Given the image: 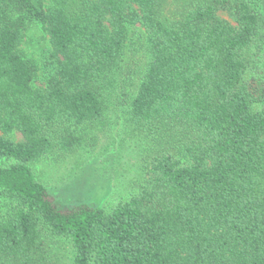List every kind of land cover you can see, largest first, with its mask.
Wrapping results in <instances>:
<instances>
[{
    "label": "trees",
    "instance_id": "obj_1",
    "mask_svg": "<svg viewBox=\"0 0 264 264\" xmlns=\"http://www.w3.org/2000/svg\"><path fill=\"white\" fill-rule=\"evenodd\" d=\"M261 5L0 0V264H54L46 239L69 242V264H264ZM29 22L52 46L40 87L18 48ZM134 24L146 64L127 116L179 136L176 152L152 157L146 183L108 210L57 203L31 165L76 149L81 129L105 118Z\"/></svg>",
    "mask_w": 264,
    "mask_h": 264
},
{
    "label": "rangeland",
    "instance_id": "obj_2",
    "mask_svg": "<svg viewBox=\"0 0 264 264\" xmlns=\"http://www.w3.org/2000/svg\"><path fill=\"white\" fill-rule=\"evenodd\" d=\"M261 12L264 17V0ZM218 16L233 23L224 12H218ZM143 36L144 28L139 24L127 27V39L105 118L81 129V143L76 149L52 153L31 165L36 179L48 188L57 203L66 206L91 203L108 210L146 183L152 157L161 151L176 152L179 136H162L157 130L136 125L127 116V94L134 91L146 64ZM18 48L25 58L37 65L34 86H44L53 71L47 65L52 61L46 58L52 49L47 31L41 24L29 22ZM8 137L15 141L21 139L18 132ZM45 241L54 264H69L68 241Z\"/></svg>",
    "mask_w": 264,
    "mask_h": 264
}]
</instances>
